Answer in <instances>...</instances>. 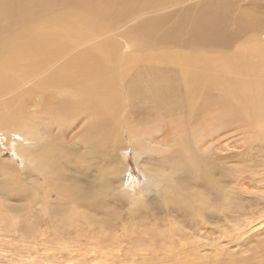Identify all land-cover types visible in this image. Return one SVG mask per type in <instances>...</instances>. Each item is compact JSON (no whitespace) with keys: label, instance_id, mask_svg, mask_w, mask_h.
<instances>
[{"label":"bare ground","instance_id":"obj_1","mask_svg":"<svg viewBox=\"0 0 264 264\" xmlns=\"http://www.w3.org/2000/svg\"><path fill=\"white\" fill-rule=\"evenodd\" d=\"M234 1L0 0V140L12 136L9 144H15L29 167L40 173L39 187L58 188L56 193L66 203L52 213L59 224L49 226L54 234L61 232L56 245L67 255L80 257L83 249L67 248L62 242L66 238L89 242L97 237L120 258L128 244L123 237L85 232V225L92 227L89 210L95 199L109 196L115 188L109 179L65 187L70 179L62 172V162L56 166L63 151L57 154L55 140L64 143L69 131H80L88 155L111 167L113 182L122 184L127 173L128 142L135 159L150 153H164L165 159L177 153L176 159L165 161L169 168L155 162L141 166L145 183L158 187L174 169L213 181L218 193L220 184L207 157L211 155L204 153L212 136L242 129L248 133L247 141L242 137L248 148L264 144V16L250 15ZM236 43L240 44L232 53L224 52ZM31 103L40 107L37 114L28 110ZM153 115L155 127H143ZM26 142L41 149L24 150ZM105 145L115 155L113 163L96 155ZM141 189L131 192L134 205ZM44 195L34 193L35 201L29 203L44 204L45 189ZM188 196L174 200L184 211L204 216L203 199H197L201 207L196 208L185 202ZM130 244L134 252L127 255L135 257L150 255L151 250L170 253L174 242L157 237ZM106 256L96 260L107 264ZM218 257L185 249L174 257L165 254L162 261L219 264Z\"/></svg>","mask_w":264,"mask_h":264},{"label":"rangeland","instance_id":"obj_2","mask_svg":"<svg viewBox=\"0 0 264 264\" xmlns=\"http://www.w3.org/2000/svg\"><path fill=\"white\" fill-rule=\"evenodd\" d=\"M196 1L201 4L206 0ZM235 3L239 8L246 9L250 15L252 13L255 16H264V0H236ZM257 4L260 11L255 10ZM249 35L251 34L246 37ZM239 44L232 45L230 51L224 52L232 53ZM28 86L29 84L21 85L19 88ZM33 104H29L28 110L37 114L40 107L35 108ZM154 118L155 115L146 120L148 125L143 121V127L154 128ZM221 125L220 123L219 129ZM69 132L64 143L53 137L56 139L57 154L63 151L55 159L56 166L62 162V172L70 179L69 185L65 187L73 188L77 185L83 186L86 182L98 184L100 180H111L115 189H112L109 196L101 195L95 199L92 209L89 210V215L94 217L90 222L92 227L85 225L84 229L91 235L103 233L105 236L123 237L122 240L128 244L125 251L119 254L124 258L117 257L118 251L107 247V242L97 237L89 242L62 239L63 245L69 249L82 248L80 257L75 254L71 257V254L67 255V252L60 250L56 243L61 232L56 231L54 234L52 225L49 224H59L57 218H51L52 213L66 202L56 193L58 188L50 191L47 186H38L43 183L40 173L29 167L15 144H9L13 139L11 136L0 140V201L3 205H0V264H99L100 261L96 259L103 254L109 255L106 256L107 264H167L165 260L162 261L165 254L174 257L179 250L182 252L185 249H197L201 254L210 257L218 253L219 264H264V144L248 148L243 141V138L246 140L248 137L247 132L242 129L238 132L220 131L218 135L212 136L213 143L204 152L211 155L207 157L213 165L214 179L219 181L220 193L214 189L213 181L195 179L190 174L174 169L171 177L163 178L158 187L153 183H145L141 166L155 162L159 168H169L165 166V161L176 159L177 153H168L165 159L164 153H150L135 159L128 142L124 152L127 173L122 184L113 182L111 167L97 163L88 155V150L78 135L80 131ZM71 134L78 136L69 141ZM152 136L158 140L164 139L161 133H153ZM127 139L126 135V141ZM37 148L39 145L35 142H26L22 149L38 153L41 145L39 150ZM96 155L110 159L111 163L115 159V155L112 156L106 145L102 150H97ZM105 175L106 177H100ZM44 189L48 193L44 204L37 200L31 205L29 200L35 201L34 193L38 197H45ZM138 189L141 192L136 196L138 204L134 205L133 198ZM131 192L134 195L131 196ZM181 194H188L185 202L196 208L201 207L197 199L201 201L202 198L205 215L202 216L198 211H184V205L174 200ZM137 231L143 234L134 238ZM157 237L172 244L174 242L170 253L159 254L151 250L150 255H127L134 252V248L129 250L132 248L130 243L146 242ZM101 245L104 248L98 249ZM231 258H234V263L230 262Z\"/></svg>","mask_w":264,"mask_h":264}]
</instances>
